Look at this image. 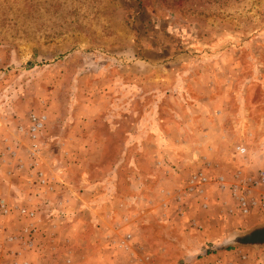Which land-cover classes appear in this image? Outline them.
I'll return each instance as SVG.
<instances>
[{"label":"rangeland","instance_id":"rangeland-1","mask_svg":"<svg viewBox=\"0 0 264 264\" xmlns=\"http://www.w3.org/2000/svg\"><path fill=\"white\" fill-rule=\"evenodd\" d=\"M262 222L264 0H0V264H264Z\"/></svg>","mask_w":264,"mask_h":264},{"label":"water","instance_id":"water-1","mask_svg":"<svg viewBox=\"0 0 264 264\" xmlns=\"http://www.w3.org/2000/svg\"><path fill=\"white\" fill-rule=\"evenodd\" d=\"M226 243L231 246L264 248V222L259 223L244 231H235L226 238Z\"/></svg>","mask_w":264,"mask_h":264},{"label":"built area","instance_id":"built-area-1","mask_svg":"<svg viewBox=\"0 0 264 264\" xmlns=\"http://www.w3.org/2000/svg\"><path fill=\"white\" fill-rule=\"evenodd\" d=\"M241 151H243V149H241Z\"/></svg>","mask_w":264,"mask_h":264}]
</instances>
